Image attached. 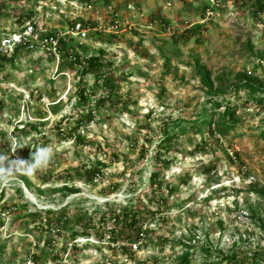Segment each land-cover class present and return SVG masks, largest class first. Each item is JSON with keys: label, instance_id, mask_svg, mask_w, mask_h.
Instances as JSON below:
<instances>
[{"label": "rangeland", "instance_id": "rangeland-1", "mask_svg": "<svg viewBox=\"0 0 264 264\" xmlns=\"http://www.w3.org/2000/svg\"><path fill=\"white\" fill-rule=\"evenodd\" d=\"M89 1L0 0V38L27 15L59 31L81 20L91 30L72 49L101 69L81 75L40 53L0 61V154L53 152L42 171L0 183V264L264 258V0H230L207 20L205 0ZM126 208L137 233L113 221Z\"/></svg>", "mask_w": 264, "mask_h": 264}, {"label": "built area", "instance_id": "built-area-1", "mask_svg": "<svg viewBox=\"0 0 264 264\" xmlns=\"http://www.w3.org/2000/svg\"><path fill=\"white\" fill-rule=\"evenodd\" d=\"M93 1L90 0L88 3ZM229 2L230 0H205L204 19L211 18L217 7L227 5ZM113 28L117 26L114 25ZM90 30V27L81 21H73L70 26H67V30L59 31L39 25L32 18H23L22 23L14 31L0 38V61L9 60L13 55L24 53H40L61 60L63 50L70 54L73 51L71 42L86 39ZM69 57L70 60H74L73 56Z\"/></svg>", "mask_w": 264, "mask_h": 264}, {"label": "trees", "instance_id": "trees-1", "mask_svg": "<svg viewBox=\"0 0 264 264\" xmlns=\"http://www.w3.org/2000/svg\"><path fill=\"white\" fill-rule=\"evenodd\" d=\"M83 1L87 2L89 0H83ZM256 3H257V1H256ZM258 6L260 7V9L262 8L261 7L262 5L258 4ZM258 6L256 5V7H255L256 8L255 9L256 13L261 11ZM204 9H205V4H204L202 12H204ZM23 18L30 19L31 16H28V15L24 16V17L20 18V20L21 19L23 20ZM81 22H83V21H81ZM196 29H197V27L196 28L194 27V28L189 29L188 31H184L183 35H185L186 33H191L193 31H195ZM61 43L63 44V41H61ZM63 45H65V44H63ZM248 51L251 52V48L248 47ZM64 55L67 58H69L68 62H70L71 65L73 64V65L82 67L81 68L82 69L81 70V75H94V77L98 78L99 75L101 74V69H100V65H99L98 56H96V57L93 56V57L87 58V60L83 62V61H81V59L78 56V54L76 52H74V50L70 54L67 51L63 50L62 58H63ZM69 56H73L74 60H70ZM15 57L16 56L13 55L10 58V61H12ZM196 75L200 79L203 87H205V88H207V89H209L211 91L213 86H212V82L210 80L209 72L208 71H204L201 68H198L197 72H196ZM239 86H241L243 88L245 87L247 90L251 91L252 93H255L256 91H258V90L254 89V87L249 83V81H243V83H241ZM224 94H225V91L222 90V89L221 90L218 89L215 92L216 96H220V95H224ZM78 95H79V99L83 100L84 102L87 100V96L84 94V92L82 90L78 92ZM83 119H84V117H81L80 119L77 120L76 125L72 129V131L77 130L78 127L82 125ZM85 120H87V119L85 118ZM164 163H167V162H164ZM97 172H98V170H95V169H92V170H89V171L85 172L87 177H89L88 181H90V177L92 178L94 175H96ZM157 179H158L157 172L152 173L150 175V178H149L150 185L152 187H154V189L156 191H158V193H161L160 191H161V188H162V183L158 182ZM153 192H154V190H153ZM171 192H172L171 189L168 190V193H171ZM154 193H156V192H154ZM46 212L49 213V211H46ZM137 213H138V210H134V208H130V209L126 208L122 212L121 216L120 217L119 216L115 217L113 221L116 224L123 222L126 227H129L132 231L137 233V231H139V228H140V225H138L139 224V220L137 219ZM64 215L65 214H62L61 217L65 219ZM61 217H60V220H61ZM103 217L104 216H102L100 218V220H103ZM53 223H52V220H50V219H44L43 225L45 226L46 229L53 230V229H51L52 226H54ZM60 223L63 224V223H65V221L64 222H60ZM138 234H139V232H138ZM138 234H136V238L139 237ZM84 235L88 236V234H84ZM112 243H114V242H112ZM188 262H189L188 261V256H187V254H185L183 256V258L180 260L179 264H188ZM202 264H208V262H203ZM219 264H264V258L260 257L259 253L255 252V251H254V254L251 256V258H238V256L235 254V252H233L232 254H228L226 256H222L221 255L220 260H219Z\"/></svg>", "mask_w": 264, "mask_h": 264}, {"label": "clouds", "instance_id": "clouds-1", "mask_svg": "<svg viewBox=\"0 0 264 264\" xmlns=\"http://www.w3.org/2000/svg\"><path fill=\"white\" fill-rule=\"evenodd\" d=\"M20 147V144L16 145L17 149ZM11 156L0 154V183L5 185L20 175L31 176L45 169L53 158V152L50 147L41 146L31 154L29 160L10 159Z\"/></svg>", "mask_w": 264, "mask_h": 264}]
</instances>
